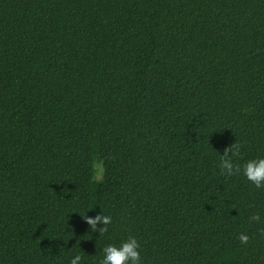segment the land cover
Here are the masks:
<instances>
[{"label":"trees","instance_id":"1","mask_svg":"<svg viewBox=\"0 0 264 264\" xmlns=\"http://www.w3.org/2000/svg\"><path fill=\"white\" fill-rule=\"evenodd\" d=\"M232 144L264 155V0H0V264H264Z\"/></svg>","mask_w":264,"mask_h":264},{"label":"clouds","instance_id":"2","mask_svg":"<svg viewBox=\"0 0 264 264\" xmlns=\"http://www.w3.org/2000/svg\"><path fill=\"white\" fill-rule=\"evenodd\" d=\"M238 144H232L226 148L219 158L220 174L226 177L242 175L255 188H264V155H256L250 158L239 156ZM86 223L95 229L97 223L101 225L100 231H107V226L111 223L112 217L108 214H96L95 216H84ZM249 222H260L259 214H252ZM249 237L246 233L238 234L239 242L244 245ZM140 243L134 236H128L121 240L119 244H105L102 248V258L100 264H141ZM81 255L77 254L71 258L69 264H80Z\"/></svg>","mask_w":264,"mask_h":264}]
</instances>
